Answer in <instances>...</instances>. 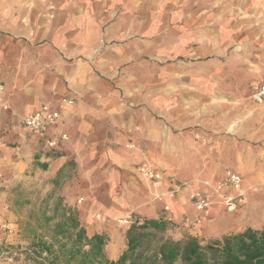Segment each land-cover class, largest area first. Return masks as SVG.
<instances>
[{"label": "crops", "instance_id": "crops-1", "mask_svg": "<svg viewBox=\"0 0 264 264\" xmlns=\"http://www.w3.org/2000/svg\"><path fill=\"white\" fill-rule=\"evenodd\" d=\"M238 1L0 0V83L4 86V100L24 114L33 113L43 104H48L52 109L59 111L55 128L69 136L72 146L80 150L88 138L92 139L89 143L95 144L94 148L98 145L105 146L104 142L107 141L104 135L108 129L113 128L105 125L107 118L112 119L114 126L122 123L119 113L123 102L118 96L122 87L114 84L112 77L98 72L96 61L101 62V68L110 67L109 74H114V67L125 61L132 62L139 70L150 72V75H145L144 81L140 79L139 88L133 87L134 92L130 86L136 83H126L123 86L127 89L125 97L134 98L142 97V84L151 82L149 89L152 91L158 89L160 83H167L169 86L175 82L176 78L169 72L160 75V62L170 64L180 60L189 62V66L190 62H195L193 65L196 66V63L200 65L212 60L211 64L215 66V60L219 61L216 53L226 56L235 52L230 60L234 63V60H237L236 64L244 77L240 82L247 87V99L255 105L250 96L252 86L264 82V25L250 26L248 21L239 19ZM251 1L249 2L253 10L264 16V0ZM160 33L167 35L166 44L162 49L159 48ZM218 47L221 52H216ZM160 55H164L165 60H160ZM218 66L219 63L216 67ZM180 80L198 85L204 95H210L215 101L230 97L224 96L219 89L218 74L195 73L181 77ZM237 84L240 85L239 82ZM174 93V88L173 91L168 88L162 97L170 110L177 108L173 100ZM155 97V101L152 96L150 99L158 103V94H155ZM63 98L72 100V104L63 103ZM177 115L178 113H172V122L176 123L177 127L183 126L184 119L175 117ZM234 125L230 126L231 129ZM20 132L10 114L0 111V171L11 180L20 177L19 171H24L23 161L17 159L20 158L17 150L23 145L20 142V139H23ZM15 133H18V136ZM7 137L10 138L8 142L3 141ZM45 137L48 135L26 131V143L23 146L26 147L25 167L29 175L33 167L38 173L47 172L52 163L61 160L62 164L66 163L70 157L68 155L71 152L67 146L63 147V144L55 150L45 148ZM17 138V144L15 142L13 145L12 140ZM173 139L176 137L168 141L172 142ZM156 141L157 144L158 138ZM134 145L133 152L130 153L139 158L132 170L143 187L141 200L135 209L141 210L148 207L147 205L162 202V205L157 207L158 212L173 221V218L165 214L170 211L165 198H172L177 206H190L193 209L191 215H184L179 222L186 218L192 219L197 212L188 194L190 189L200 186L185 183L193 179L218 181L224 177L226 170L230 169H220L206 176L196 174L183 180L180 179L181 175L171 170L172 168L169 171L159 168L153 159L146 157L145 151L138 144ZM109 153L113 162L121 165L120 167H129L126 157L114 161L115 154H111V151ZM13 154H16L17 158H13ZM84 154L91 157L89 152ZM175 155L169 153L168 156ZM92 157L94 159V153ZM141 162H147L160 173V186L154 188L138 175L136 166ZM14 167H17L16 171ZM124 184L126 188H136V184L129 180ZM179 186L181 187L176 192L170 194L171 190ZM5 189L6 186H3L0 190V207L5 205L2 204L6 199ZM243 191L245 194L246 189L243 188ZM243 203L244 195L239 207ZM164 206H168V209L165 210ZM238 209L236 207L235 211ZM235 211L227 213L223 208L215 206L210 212L212 219L203 222L200 227L212 222L215 216L231 215ZM4 212H1L3 216ZM207 227V232L214 228ZM6 241L5 236L0 234V245ZM2 253L4 251L0 252Z\"/></svg>", "mask_w": 264, "mask_h": 264}, {"label": "rangeland", "instance_id": "rangeland-1", "mask_svg": "<svg viewBox=\"0 0 264 264\" xmlns=\"http://www.w3.org/2000/svg\"><path fill=\"white\" fill-rule=\"evenodd\" d=\"M249 1L251 0L238 1L237 16L248 21L250 26L264 25V16L254 11ZM166 38L167 35L158 34L160 49L165 46ZM216 52H221L219 47ZM216 54L219 61L215 60V66L211 64L212 60L200 62V65L196 63V66L193 65L195 62H190L189 66V62L180 60L170 64L160 62V75L169 72L176 78L175 82L169 86L167 83H160V87L152 91L149 89L151 82L142 84V97L134 98L125 97L127 89L123 86L126 83H136L130 86L134 92L133 87L139 88L140 79L144 81L145 75H150V72L139 70L132 62L125 61L114 67V74H109L110 67L101 68V62L96 61L98 72L112 77L114 84L122 87L118 92L120 101L123 102L119 113L122 123L114 126L112 119L107 118L105 125L113 128L108 129L104 135L107 141L104 142L105 146L98 145L94 148L95 144L90 145L92 139L88 138L79 150L72 146L68 136L67 142L62 146L68 147L70 157L64 165L61 163L63 160L52 163L47 172L38 173L33 167L30 175L26 173V147L23 145L26 143L27 130L20 122V116L24 113L11 107L16 115L9 114L23 137L20 139L23 145L17 150L20 158L16 154H13V158L23 161L24 171H19L20 177L12 180L2 174L6 186V199L2 204L7 206L4 219L12 228V233L5 235L7 241L0 245V252L4 251L0 254V264H39L40 261L33 260L27 252H34L33 247L40 240L52 245L51 253L55 254L56 259L52 262V256H48L49 262L74 264L81 255L80 253L70 263L67 261L75 232L71 220L74 218L88 236L96 232L103 234L106 238L105 257L116 260L126 248L125 231L128 227L116 221L122 217V213L129 211L133 216L141 218L163 217L157 208L162 202L147 205L141 210L135 209L141 200L143 187L132 170L139 158L130 153L133 152L134 143L159 168L166 171L172 168L183 180L196 174L206 176L224 168L234 169L244 178L241 187L246 189V193L241 207L238 206L239 209L231 215L215 216L212 222L195 230L187 229L179 222L184 215H191L193 209L190 206H177L172 198H165L164 201L170 207V211L165 214L175 221L173 226L158 234L156 241H183L193 237L201 245H205L247 227L264 230V105L255 106L247 99V87L240 82L244 77L236 64L237 60H234L235 63L230 60L235 52L226 56L223 53ZM159 59L165 60V56L160 55ZM218 63L219 66L216 67ZM195 73L218 74L219 89L224 96L230 97L215 101L210 95H204L198 85L180 80L181 77ZM148 78L150 80L149 76ZM168 88L175 90V110L167 108L166 100L162 98ZM155 94L159 96L158 103L150 99L152 96L155 101ZM172 113H178L175 117L184 119L183 126L177 127L172 122ZM231 124H235L232 129ZM174 137V141H168ZM9 139L7 137L3 141L8 142ZM17 141L18 138L13 139L12 144H17ZM110 151L115 154L114 161L126 157L129 167L122 168L113 162ZM86 152L91 157L94 153V159L84 154ZM169 153L176 155L168 156ZM14 168L16 171L17 167ZM128 180L136 184V188H126L124 182ZM97 214L104 220H97ZM206 226L214 228L207 232ZM59 231L62 233L59 234ZM86 248L83 243L81 252Z\"/></svg>", "mask_w": 264, "mask_h": 264}, {"label": "trees", "instance_id": "trees-1", "mask_svg": "<svg viewBox=\"0 0 264 264\" xmlns=\"http://www.w3.org/2000/svg\"><path fill=\"white\" fill-rule=\"evenodd\" d=\"M71 220L75 232L72 248L68 250L69 263L81 253L74 264H264V230L247 227L205 245L193 237L183 241H156L158 234L173 226L174 221L166 217L141 218L132 214L125 231L126 248L112 261L104 254L105 236L101 233L88 236L75 218ZM36 243L34 252L29 250L27 254L40 261L39 264H53L48 260V256H52V262L56 259L51 253L52 245L41 240ZM83 243L87 248L81 252Z\"/></svg>", "mask_w": 264, "mask_h": 264}, {"label": "built area", "instance_id": "built-area-1", "mask_svg": "<svg viewBox=\"0 0 264 264\" xmlns=\"http://www.w3.org/2000/svg\"><path fill=\"white\" fill-rule=\"evenodd\" d=\"M4 86L0 83V111L8 112L16 115L7 104L3 96ZM251 99L257 105L264 104V82L256 83L252 86ZM62 102L71 105L72 100L63 98ZM59 119V111L52 109L48 104H43L39 110L20 116L21 125H23L32 134H47L48 137L44 139V146L47 149L55 150L60 144H64L68 140V135L64 132H59L55 128V124ZM136 172L145 181L149 182L152 187L156 188L161 184V175L158 171L154 170L147 162H141L136 166ZM195 183L199 188L190 189L188 198L197 215L192 219L183 220L184 227L190 230H195L201 226L205 221L211 220V210L215 206L223 208L227 213H232L236 210L242 200L244 191L241 187V175L231 169L226 170L224 177L218 181H210L206 179H193L185 185ZM4 186V178L0 171V190ZM181 186L170 191L176 192ZM81 201V198L78 200ZM167 210L168 206H164ZM7 210V206L0 207V234L4 236L12 233V228L7 224L1 212ZM97 220L101 219L97 214ZM132 214L127 213L116 221L122 225H128L131 222Z\"/></svg>", "mask_w": 264, "mask_h": 264}]
</instances>
